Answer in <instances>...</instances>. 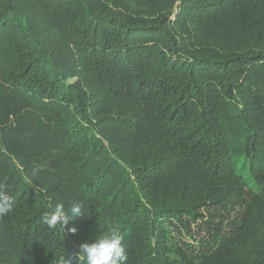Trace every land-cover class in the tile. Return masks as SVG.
<instances>
[{"label":"trees","instance_id":"obj_1","mask_svg":"<svg viewBox=\"0 0 264 264\" xmlns=\"http://www.w3.org/2000/svg\"><path fill=\"white\" fill-rule=\"evenodd\" d=\"M0 191V264H264V0H0Z\"/></svg>","mask_w":264,"mask_h":264},{"label":"clouds","instance_id":"obj_2","mask_svg":"<svg viewBox=\"0 0 264 264\" xmlns=\"http://www.w3.org/2000/svg\"><path fill=\"white\" fill-rule=\"evenodd\" d=\"M39 171V167L34 169L33 175ZM31 183V181H29ZM16 200L11 195L0 191V216L7 215L14 211ZM86 216V208L82 201L73 200L67 207L63 202H57L54 207L46 211L41 219L43 225L49 229L57 226L64 228L69 221ZM72 233L75 228L69 229ZM124 236L115 227L103 232L91 242H84L80 245L86 264H126L127 254L123 245Z\"/></svg>","mask_w":264,"mask_h":264},{"label":"rangeland","instance_id":"obj_3","mask_svg":"<svg viewBox=\"0 0 264 264\" xmlns=\"http://www.w3.org/2000/svg\"><path fill=\"white\" fill-rule=\"evenodd\" d=\"M213 209V208H212ZM212 209H207V208H204L203 210H201L202 211V213H207V211H213ZM221 219H222V221H225V222H222V230L220 231V232H216V234L218 235V236H222V237H228V234L230 233V231H231V226L227 223V220H228V217H231V214L230 213H224L223 211L221 212ZM216 221H217V219H216ZM192 232H193V234H194V237L196 238V239H198V238H201V237H207L208 239H209V241H211L210 240V238H211V235H209V234H211V232H207L206 231V229L204 228L203 229V227H201L200 229L198 228V227H194L193 226V229H192Z\"/></svg>","mask_w":264,"mask_h":264}]
</instances>
